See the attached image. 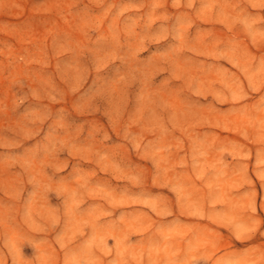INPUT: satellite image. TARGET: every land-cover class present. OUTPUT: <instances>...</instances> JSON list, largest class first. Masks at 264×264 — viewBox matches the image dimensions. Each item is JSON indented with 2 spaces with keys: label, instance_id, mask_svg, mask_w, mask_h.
<instances>
[{
  "label": "rangeland",
  "instance_id": "rangeland-1",
  "mask_svg": "<svg viewBox=\"0 0 264 264\" xmlns=\"http://www.w3.org/2000/svg\"><path fill=\"white\" fill-rule=\"evenodd\" d=\"M0 264H264V0H0Z\"/></svg>",
  "mask_w": 264,
  "mask_h": 264
}]
</instances>
